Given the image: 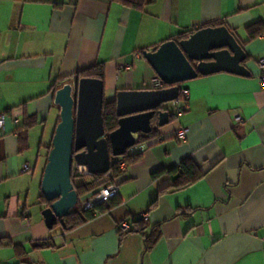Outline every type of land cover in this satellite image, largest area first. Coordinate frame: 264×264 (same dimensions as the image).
<instances>
[{"label":"crops","instance_id":"1","mask_svg":"<svg viewBox=\"0 0 264 264\" xmlns=\"http://www.w3.org/2000/svg\"><path fill=\"white\" fill-rule=\"evenodd\" d=\"M218 25L244 48L251 75L179 83L188 106L177 115L172 102L163 105L169 123L156 115L141 134L140 158L119 178V203L49 228L41 182L60 121L56 90L97 63L104 102L151 89L158 74L144 50ZM250 28H264V0H158L144 10L110 0H0V264H264V32L251 38ZM180 128L189 129L185 140ZM186 160L195 180L174 189ZM26 162L33 173L22 170ZM144 213L142 230L119 234L121 221Z\"/></svg>","mask_w":264,"mask_h":264},{"label":"water","instance_id":"2","mask_svg":"<svg viewBox=\"0 0 264 264\" xmlns=\"http://www.w3.org/2000/svg\"><path fill=\"white\" fill-rule=\"evenodd\" d=\"M143 55L160 78L169 85L162 89H126L117 93L118 128L107 132L104 125V82L83 77L65 83L55 92L54 103L60 106L58 122L41 182V192L49 206L42 214L49 228L61 223L79 203L72 181L74 165L86 166L91 174H105L112 157L137 145L141 134L150 133L152 120L169 123L171 113L163 105L177 99L179 83L198 75L228 71L249 76L247 54L225 25L207 26L187 38L168 40L146 49Z\"/></svg>","mask_w":264,"mask_h":264},{"label":"trees","instance_id":"3","mask_svg":"<svg viewBox=\"0 0 264 264\" xmlns=\"http://www.w3.org/2000/svg\"><path fill=\"white\" fill-rule=\"evenodd\" d=\"M110 1H116L119 2L127 7L133 8V9H137V10H144L146 6H148L149 4H153L155 2H157L158 0H110ZM250 37L251 38H255L257 36V34L264 32V28H260V29H254V28H250ZM183 35H186L183 34ZM83 77H96L99 78L101 80H105V69H104V65L102 63H97L89 68H86L84 70L81 71H77L76 72V80H79ZM166 86V85H165ZM103 117H104V125L106 128L107 132H111L115 129L118 128V121H119V116L117 115L116 112V102H104V106H103ZM143 135L141 136L140 140L142 139ZM52 145H50V147L48 148V152H47V158H48V154L49 151L51 149ZM140 154L137 155H133L130 156L128 158V162L129 164L132 162L137 161L140 156ZM189 161H184L182 163V166L184 167V170L182 173H180V175L175 179V181L173 182L172 187L174 189H178V188H182L185 187L186 185L190 184L192 181L195 180L194 177H189L187 175V170L190 166ZM111 170L112 172H114V176H118L121 175V171L118 170L117 166L115 165L114 161L112 160V164H111ZM161 172H155L153 173V177H156L160 174ZM77 178L80 179V176L77 174L76 172V168L73 167V172H72V181L73 184L75 186V189L77 190L79 197L85 196L87 194H91V193H95L98 184L96 183V180L93 179V177H89V180H85V179H80L79 181L77 180ZM43 201H45L46 205L49 206L51 204V202L47 201L46 198L44 197V195H41ZM115 197L113 199H111V201L108 204H100L98 206H96L95 209L93 210H87V211H83L80 208V205L78 204L74 211L65 218V223L67 225V227L70 226H76L79 225L83 222H85L88 219L93 218V216L95 215L96 212H102L103 210H109L111 206H114L115 204H118L119 202H113ZM103 207V208H102ZM131 219L132 222V228L129 232L133 231V230H142L144 225H145V220L142 219V217H129ZM154 237L153 236H148L146 238V247H150L153 242H154Z\"/></svg>","mask_w":264,"mask_h":264},{"label":"built area","instance_id":"4","mask_svg":"<svg viewBox=\"0 0 264 264\" xmlns=\"http://www.w3.org/2000/svg\"><path fill=\"white\" fill-rule=\"evenodd\" d=\"M142 53L136 52L134 55L135 57H140ZM260 66H264V59L260 60ZM263 79V86H264V77ZM71 84L75 85V82H71ZM165 87L164 81L160 78L159 75H155L151 81H150V88L151 89H162ZM190 97L189 90L187 88L182 89L180 96L172 101V106L175 110V113L177 115H181L185 109L188 106V99ZM5 120H6V114L2 113L0 115V127L4 130L5 128ZM235 122H242L244 120L243 116L241 114H236L234 116ZM17 121V120H16ZM188 128H180L177 131V137L179 139L185 140L188 135ZM144 149L143 145H135L133 147H130L127 149L126 153L120 156L113 157V161L115 165L117 166L118 170L121 171V175L114 176V172L110 169L109 172L105 174H91L89 173L86 166L83 165H74L76 168L77 174L80 176V178H87V177H93L94 180H96V183L98 184L96 192L87 194L85 196L79 197V205L80 208L83 211L87 210H93L96 208V206L100 204H108L111 199L116 197L119 194V184L123 174L128 168L129 162L128 158L133 155L140 154L142 150ZM22 170L24 172L33 173L35 171V166L29 162L24 163ZM143 220H147L148 214L144 213L141 215ZM132 228V222L130 218H126L123 221H121L118 226V232L121 235L127 234ZM262 249L264 251V237H262Z\"/></svg>","mask_w":264,"mask_h":264},{"label":"rangeland","instance_id":"5","mask_svg":"<svg viewBox=\"0 0 264 264\" xmlns=\"http://www.w3.org/2000/svg\"><path fill=\"white\" fill-rule=\"evenodd\" d=\"M165 106L167 105V104H164ZM168 106V105H167ZM80 179H85V180H89V177H87V178H80ZM79 178H77V180L79 181L80 180Z\"/></svg>","mask_w":264,"mask_h":264}]
</instances>
